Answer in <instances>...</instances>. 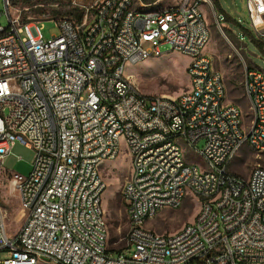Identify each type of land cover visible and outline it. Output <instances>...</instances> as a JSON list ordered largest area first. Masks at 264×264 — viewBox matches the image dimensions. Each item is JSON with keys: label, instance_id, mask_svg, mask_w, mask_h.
Here are the masks:
<instances>
[{"label": "built area", "instance_id": "built-area-1", "mask_svg": "<svg viewBox=\"0 0 264 264\" xmlns=\"http://www.w3.org/2000/svg\"><path fill=\"white\" fill-rule=\"evenodd\" d=\"M3 1L10 24L0 26V173L9 174L26 217L9 236L0 205V264H264V165L247 176L231 169L244 147L264 153V80L234 44L252 111L245 123L205 51L211 30L201 6L212 0H179L153 17L130 15L132 0H94L81 21L57 18L60 32L49 39L40 21H22L12 1ZM246 2L264 42V0ZM164 51L191 58L189 91H136L127 65ZM169 139L196 148L205 172L179 163L180 147ZM16 143L35 151L28 175L4 168ZM125 151L131 171L121 194L132 257L110 254L99 226V218L107 220L103 158ZM189 195L198 202L191 222L174 233L146 227Z\"/></svg>", "mask_w": 264, "mask_h": 264}, {"label": "rangeland", "instance_id": "rangeland-1", "mask_svg": "<svg viewBox=\"0 0 264 264\" xmlns=\"http://www.w3.org/2000/svg\"><path fill=\"white\" fill-rule=\"evenodd\" d=\"M12 10L20 15L22 21H40L41 33L44 39L60 32L57 18H74L69 11H83L84 5L94 0H11ZM152 1V0H151ZM179 0H159L154 6L166 7L174 5ZM201 10L211 30V38L206 47L215 61L216 67L222 71L227 86V99L238 104L243 112L245 123H250L252 111L250 101L245 89L246 70L236 54L233 44L245 49L248 60L253 67L264 70V42L257 45V37L251 21L246 0H212L204 2ZM9 17L6 13L4 1L0 0V26L8 27ZM259 30H262L259 27ZM168 48L163 46L160 50ZM191 58L176 51H165L160 56L140 60L135 64H128L126 76L132 78V83L143 93L164 94L178 96L189 91V79L186 67ZM125 148L124 139L121 140ZM205 140L198 143L202 147ZM182 151L186 161L196 163L200 169H205V159L202 155L193 153L182 142ZM35 151L21 143L13 145L11 152L4 158V168L11 172L28 175L32 169ZM264 165V153H255L252 149L244 147L231 163V169L241 175L247 176L257 165ZM103 175L108 182L104 195V208L106 212L109 239L108 248L112 255L118 250L133 256V248L128 251L125 239L128 230V217L121 190L125 179L131 171L130 156L125 151L116 160H106L103 163ZM9 174L0 173V205L6 219V230L9 236H14L21 228L26 214L22 209L19 193L13 188ZM198 209V202L193 201L189 195L179 208L162 209L157 216L146 223V227L158 233H174L184 224L191 222ZM4 256L8 253L4 252ZM39 264H51L42 261Z\"/></svg>", "mask_w": 264, "mask_h": 264}, {"label": "bare ground", "instance_id": "bare-ground-1", "mask_svg": "<svg viewBox=\"0 0 264 264\" xmlns=\"http://www.w3.org/2000/svg\"><path fill=\"white\" fill-rule=\"evenodd\" d=\"M159 2V0H156V3ZM164 13V6L163 7H156V6H141L139 5V0H132V7H130V15L132 16H143V17H153L156 14H162ZM165 52V51H164ZM164 52L161 53H154V56H160L162 55ZM233 52L236 54V47L233 44ZM252 70L255 71L256 75H261L262 80H264V70L261 68H257V67H252ZM132 86H135L132 83ZM136 91H140L137 87H136ZM245 122V119H244ZM252 123V119L251 122ZM182 142H185L186 144V140L183 139H169V146L172 147H180V154L179 155V163H185V165H194L196 167V171L198 172H205V169H200V167L198 165H196V163H189L186 161V158L184 157L183 151H182ZM188 147V145H187ZM193 153H196L198 155L199 151L196 150V148H189ZM260 154V153H259ZM113 157H104L103 158V163L106 160H112ZM259 165H257L255 168L259 167ZM253 168V169H255ZM211 202H218V195H211ZM99 226L100 228H102L106 235H109V228H108V222L106 220V218H99ZM43 261L45 262H49L50 263V259H43ZM40 262L36 263L39 264Z\"/></svg>", "mask_w": 264, "mask_h": 264}, {"label": "trees", "instance_id": "trees-1", "mask_svg": "<svg viewBox=\"0 0 264 264\" xmlns=\"http://www.w3.org/2000/svg\"><path fill=\"white\" fill-rule=\"evenodd\" d=\"M69 15H72L74 17L75 20L77 21H81L82 20V17H83V13L79 10H75V11H69L68 12ZM254 39V42L257 44V45H261V41H259L258 39H256L255 37L253 38ZM121 250H118L117 252H120Z\"/></svg>", "mask_w": 264, "mask_h": 264}, {"label": "crops", "instance_id": "crops-1", "mask_svg": "<svg viewBox=\"0 0 264 264\" xmlns=\"http://www.w3.org/2000/svg\"><path fill=\"white\" fill-rule=\"evenodd\" d=\"M205 51H206V49H205ZM207 52V51H206ZM208 53V52H207ZM210 54V53H209ZM212 56V55H211ZM213 57V56H212ZM213 60H214V58H213ZM214 63H215V61H214ZM216 66V65H215ZM253 67V66H252Z\"/></svg>", "mask_w": 264, "mask_h": 264}]
</instances>
